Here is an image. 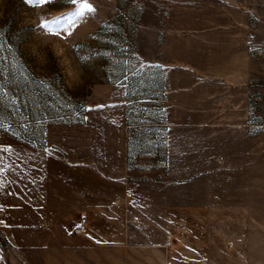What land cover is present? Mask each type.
<instances>
[{
    "label": "rangeland",
    "instance_id": "obj_1",
    "mask_svg": "<svg viewBox=\"0 0 264 264\" xmlns=\"http://www.w3.org/2000/svg\"><path fill=\"white\" fill-rule=\"evenodd\" d=\"M83 2L0 0V145L109 197L82 235L0 208V264H264V0Z\"/></svg>",
    "mask_w": 264,
    "mask_h": 264
},
{
    "label": "crops",
    "instance_id": "obj_2",
    "mask_svg": "<svg viewBox=\"0 0 264 264\" xmlns=\"http://www.w3.org/2000/svg\"><path fill=\"white\" fill-rule=\"evenodd\" d=\"M95 187H105L106 193L99 197L108 199L110 181L89 165L65 162L47 149L31 144L19 143L11 149L0 145V208L6 211L8 221H14L19 212L22 218L28 213L29 223L37 219L40 229H44L40 234L61 235L63 217L68 214L72 230L83 219L89 228ZM170 238L169 249L174 246L173 237ZM187 252L176 259L190 261L191 254ZM192 253V258L197 255L198 262L204 259V248L198 247L196 255ZM173 260L169 258V263Z\"/></svg>",
    "mask_w": 264,
    "mask_h": 264
},
{
    "label": "snow or ice",
    "instance_id": "obj_3",
    "mask_svg": "<svg viewBox=\"0 0 264 264\" xmlns=\"http://www.w3.org/2000/svg\"><path fill=\"white\" fill-rule=\"evenodd\" d=\"M27 2L40 5V4H44V3L50 2V0H27ZM70 2L76 4V3H78V0H70ZM86 11L87 12H94L95 8L90 3H88L87 0H84L83 3L79 4V7L77 8V10L74 13V15L83 16ZM52 23L53 24L59 23V21L56 20V21H53ZM42 27H49V24L45 23V24L42 25Z\"/></svg>",
    "mask_w": 264,
    "mask_h": 264
},
{
    "label": "built area",
    "instance_id": "obj_4",
    "mask_svg": "<svg viewBox=\"0 0 264 264\" xmlns=\"http://www.w3.org/2000/svg\"><path fill=\"white\" fill-rule=\"evenodd\" d=\"M135 221H136V219H134V222ZM87 229H88V223L86 220L83 219V220H81L79 226L77 227L76 232H77V234L82 235V234L87 232ZM171 244H172V239L169 238L167 246H171Z\"/></svg>",
    "mask_w": 264,
    "mask_h": 264
},
{
    "label": "trees",
    "instance_id": "obj_5",
    "mask_svg": "<svg viewBox=\"0 0 264 264\" xmlns=\"http://www.w3.org/2000/svg\"><path fill=\"white\" fill-rule=\"evenodd\" d=\"M23 141H25V142H27V143H29V144H33V142H31L30 140H23ZM34 145V144H33Z\"/></svg>",
    "mask_w": 264,
    "mask_h": 264
}]
</instances>
